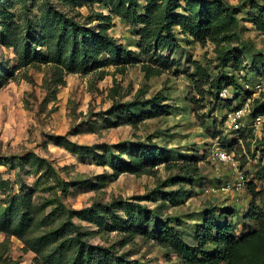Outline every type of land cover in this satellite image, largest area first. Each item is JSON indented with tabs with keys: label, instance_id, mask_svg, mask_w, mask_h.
Here are the masks:
<instances>
[{
	"label": "rangeland",
	"instance_id": "1",
	"mask_svg": "<svg viewBox=\"0 0 264 264\" xmlns=\"http://www.w3.org/2000/svg\"><path fill=\"white\" fill-rule=\"evenodd\" d=\"M218 1L236 4L241 0ZM138 2L142 12L145 0ZM258 2L264 4V0ZM185 3L178 0L174 13H182ZM248 8L246 3L236 15L237 22L228 28L233 55L240 56L241 64L230 62L226 69L234 72L239 87L248 79L264 86V33L247 20ZM92 11L104 14L108 7L95 3L73 8L62 0H0V32L8 28L14 35L22 33L27 46L46 56L44 36L77 41L83 36L81 29L70 26L72 20L97 31L102 23ZM111 24L108 34L131 50L135 60L61 77L51 62L34 60L19 67L13 48L4 45L0 36V264H38L35 253L25 247L16 231L27 237L40 236L50 231L58 218L70 220L83 241L113 251L118 264H179L170 250L152 240L136 235L126 241L119 232L97 225L95 219L103 214L110 223L111 211L124 216L118 205L109 206L119 197L139 203L140 209H146L159 223L175 226L191 245L197 244L194 231L202 223L204 210L211 206L216 207L218 220L224 218L235 226L236 234L255 228L242 216L241 197L210 190L233 176L229 167L211 160V152L214 146L226 143L221 137L227 135L226 141L231 137L225 121L220 122L222 115L245 95L229 87L225 96H220L224 101H215L209 85L198 80L205 91L200 96L196 66L200 64L209 79L215 76L214 44L201 45L173 26L178 46L163 53L174 64L162 70L139 54L135 26L120 17H113ZM107 57L100 55L101 60ZM262 93L264 90L251 93L247 99L250 106L255 98L264 99ZM154 96L153 101L150 98ZM134 98L148 102L132 107L133 113L150 112L156 102L168 105V114L136 125L119 120L115 111L119 102ZM225 101H231L230 106ZM249 122L241 130L249 149L240 138L234 152L247 180L264 189V178L256 176L264 169V144L259 142L262 131L253 132L246 126ZM51 135L91 145L93 152L72 153ZM134 143L148 144L158 153L162 163L152 168L154 174L123 172L115 176L94 155H102L106 145H112L115 154L128 160ZM245 194L249 200L250 195ZM223 206L231 216L222 212ZM55 210L62 212L49 217V223L42 221ZM212 249L211 244L206 246V250Z\"/></svg>",
	"mask_w": 264,
	"mask_h": 264
},
{
	"label": "trees",
	"instance_id": "2",
	"mask_svg": "<svg viewBox=\"0 0 264 264\" xmlns=\"http://www.w3.org/2000/svg\"><path fill=\"white\" fill-rule=\"evenodd\" d=\"M62 1L69 3L73 8L86 4L104 3L108 7V12L103 14L101 11H92V16L102 23L97 31L72 20L70 26H73L74 30L81 29L83 33L79 41L74 38L63 39L52 34L44 36L42 42L46 46V56L29 44L27 46L28 40L22 33L17 36L12 34L10 29H3L0 32L2 43L13 48L19 61V67L27 66L34 60L51 62L55 73H59L61 77L64 73L87 72L103 66H122L131 63L135 60L133 52L117 43L107 32L112 25L113 17H120L128 25L136 27L139 54L153 60L158 68L165 70L174 64L169 55H165L163 51L178 46L173 30V26H177L179 32L190 36L201 45H205L208 41L214 44L217 73L209 79L203 67L197 64L199 76L195 84L200 96L203 97L205 91L200 89L198 80H201L202 85H209V92L214 96L215 101H224L219 96L223 87H232L234 92H239L240 89L234 72L231 73L226 69L230 62L241 64L240 56L237 53L233 55L234 48L228 28L231 23L237 22L236 15L242 12L246 3H249L246 12L247 20L254 25L257 31L264 33V4H260L258 0H241L236 4L223 3L218 0H186L182 13H174L178 7V0H145L141 8L142 12L139 9L138 0ZM103 53L108 57L101 60L100 55ZM212 90L216 92L213 93ZM261 96L263 97L264 93ZM154 98L156 96L150 99L154 101ZM147 102L148 100L136 98L119 102L120 106L115 109L119 120L136 125L147 118L168 114V105L156 102L150 112L139 114L132 112V107L145 106ZM225 102H228L230 106L231 101ZM251 108V115L264 114V99L261 101L260 98H255ZM51 138L72 153L89 154L93 152L91 145L79 144L59 135H51ZM241 138L246 148L249 149L250 143L246 141V137L241 134ZM221 139L227 142L225 137ZM259 142L264 144V121ZM111 146L106 145L102 155L96 153L94 155L108 165L115 176L123 172L152 175L155 173L152 168L162 163L156 150L150 148L148 144L134 143L128 160L119 153L115 154ZM244 158L242 164L246 162ZM256 176L258 179H263L264 169L258 170ZM247 191L250 200L248 210L242 216L252 221L255 228L238 235L232 223L224 218L217 219V209L211 206L204 210L202 223L194 231L198 241L196 245L187 243L175 226L169 223H159L156 221L157 218L150 215L146 209L141 210L142 205L121 197L113 200L109 206L118 205L124 216H117L111 211L109 214L107 212L110 223L106 221L105 214L95 219V222L101 228L119 232L126 241H132L136 235L152 240L157 245L170 250L178 259L179 264H264V189L257 188L253 181H248ZM223 208L224 214L232 215L231 212L225 210V206ZM61 212L62 210H55L49 216L42 217V221L49 223V217L59 216ZM220 214H222L221 211L218 215ZM74 230V225L70 220L58 218L52 229L40 236L27 237L20 230L16 233L25 247L35 253L34 260L38 264L119 263L118 257H115L116 255L109 248L83 241L80 233L75 234ZM208 244L213 246L211 251L206 250Z\"/></svg>",
	"mask_w": 264,
	"mask_h": 264
},
{
	"label": "built area",
	"instance_id": "3",
	"mask_svg": "<svg viewBox=\"0 0 264 264\" xmlns=\"http://www.w3.org/2000/svg\"><path fill=\"white\" fill-rule=\"evenodd\" d=\"M240 86L241 87L238 91L245 94L241 99V102L228 107L220 120L221 123L225 121L227 124L231 137H229L230 139L227 138V142L225 144L214 146L211 152V160L229 167L232 170L233 176L230 180H224L219 184L212 186L210 190L212 193L216 194L231 195L236 196V198L241 197V202L244 204L242 209L243 211L241 213H244L248 210L250 200L246 199L247 195L245 194L246 192L249 195L247 191L248 180L241 169V165L239 166L234 148L237 147L242 134L241 130L243 126H245L244 123L247 121L250 122L246 126H250L253 132L260 133V131H262L264 114L251 115L250 112L252 105L250 106L247 99L250 98L252 92L263 91L264 86L260 81L250 79L243 81ZM228 88L229 87H223L219 92V96H225Z\"/></svg>",
	"mask_w": 264,
	"mask_h": 264
}]
</instances>
